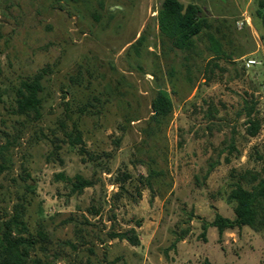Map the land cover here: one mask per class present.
<instances>
[{
	"label": "rangeland",
	"instance_id": "rangeland-1",
	"mask_svg": "<svg viewBox=\"0 0 264 264\" xmlns=\"http://www.w3.org/2000/svg\"><path fill=\"white\" fill-rule=\"evenodd\" d=\"M179 1L203 20L184 52L158 31L161 0H0V221L21 202L49 264H264L262 231L211 225L234 218V184L264 178L257 0ZM37 73L39 114H18ZM159 90L171 110L156 122ZM77 174L92 185L72 194ZM128 228L137 245L109 238Z\"/></svg>",
	"mask_w": 264,
	"mask_h": 264
},
{
	"label": "trees",
	"instance_id": "trees-1",
	"mask_svg": "<svg viewBox=\"0 0 264 264\" xmlns=\"http://www.w3.org/2000/svg\"><path fill=\"white\" fill-rule=\"evenodd\" d=\"M258 8L255 15L260 19L264 29V0H257ZM156 23L159 33L169 39L173 47L181 51H188L193 47V37L198 35L203 27V20L199 17V8L194 3L183 4L179 0H161L156 10ZM140 35L134 43L130 44L137 51V44L142 42ZM210 47L214 55L219 54L218 40L208 34ZM42 74L21 80L15 92L16 111L18 114H39L41 90L40 78ZM208 75L206 76V79ZM154 121L159 122L161 117L166 116L171 110V99L165 90H159L152 101ZM249 114V112H248ZM247 133L254 136L258 131V123L248 119ZM75 141L79 142V134L74 135ZM70 184V192L79 194L83 188L91 186L89 179L81 175H75L74 180L65 178ZM147 185L150 184L146 178ZM229 198L235 201L234 218L232 220L217 215L211 222L216 227L218 234L226 228L234 226H247L254 231H262L264 236V178L249 190L240 184H234ZM24 206L17 202L11 215L0 221V264H49L35 254V244L39 240H45L46 234L37 230L33 235L24 220H22ZM109 238L126 240L130 245H137L138 238L133 228L123 231H111ZM69 246L73 244L66 241ZM40 249L44 251L42 246ZM33 252V255H31Z\"/></svg>",
	"mask_w": 264,
	"mask_h": 264
},
{
	"label": "built area",
	"instance_id": "built-area-1",
	"mask_svg": "<svg viewBox=\"0 0 264 264\" xmlns=\"http://www.w3.org/2000/svg\"><path fill=\"white\" fill-rule=\"evenodd\" d=\"M254 60H252V59H247L246 61H245V65L246 66H250V65H252V64H254Z\"/></svg>",
	"mask_w": 264,
	"mask_h": 264
}]
</instances>
